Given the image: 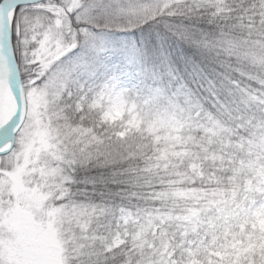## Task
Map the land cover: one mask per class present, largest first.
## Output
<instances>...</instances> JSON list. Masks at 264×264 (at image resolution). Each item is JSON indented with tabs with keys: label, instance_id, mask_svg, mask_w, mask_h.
<instances>
[{
	"label": "snow or ice",
	"instance_id": "1",
	"mask_svg": "<svg viewBox=\"0 0 264 264\" xmlns=\"http://www.w3.org/2000/svg\"><path fill=\"white\" fill-rule=\"evenodd\" d=\"M0 264H264V0H0Z\"/></svg>",
	"mask_w": 264,
	"mask_h": 264
}]
</instances>
